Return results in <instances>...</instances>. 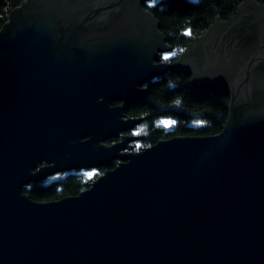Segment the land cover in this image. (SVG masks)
<instances>
[{"label":"water","instance_id":"water-1","mask_svg":"<svg viewBox=\"0 0 264 264\" xmlns=\"http://www.w3.org/2000/svg\"><path fill=\"white\" fill-rule=\"evenodd\" d=\"M146 1L22 0L6 16L0 264H264V5L246 0L169 62ZM170 71L228 94L222 130L132 151L121 133L141 118L123 111ZM100 167L77 195L22 192Z\"/></svg>","mask_w":264,"mask_h":264},{"label":"trees","instance_id":"trees-1","mask_svg":"<svg viewBox=\"0 0 264 264\" xmlns=\"http://www.w3.org/2000/svg\"><path fill=\"white\" fill-rule=\"evenodd\" d=\"M22 0H0V28L9 11ZM246 0H147L143 7L159 21L165 41L172 46L161 60L173 62L191 42L205 33L216 18L229 20ZM264 5V0H254ZM168 54V56H167ZM146 100L133 104L130 114L143 117L144 146L174 136H209L218 134L227 118L228 94L220 87L205 91L190 85V76L170 71L144 85ZM167 120L169 124H161ZM115 163H113V166ZM103 172L89 177L83 171H73L48 177L24 186L22 192L36 202L56 201L77 195Z\"/></svg>","mask_w":264,"mask_h":264},{"label":"flooded vegetation","instance_id":"flooded-vegetation-1","mask_svg":"<svg viewBox=\"0 0 264 264\" xmlns=\"http://www.w3.org/2000/svg\"><path fill=\"white\" fill-rule=\"evenodd\" d=\"M146 88V87H145ZM146 95H147V88H146ZM146 95H145V97H144V99L143 100H141V101H134V102H132L129 106H127L126 108H125V110L123 111V113H124V117L126 118V117H132V118H141V121L138 123V124H135L132 128H130V129H128L127 131H123L121 134L122 135H127V136H133V137H137L136 139H134V140H132V141H130L129 143L132 145V151H140V150H142V149H144V148H146V147H149V146H151V145H149V146H144V145H142V143L144 142V140H145V133H146V131H145V126L142 124L143 123V117H140V116H133V115H130V114H126V113H128V112H130V109L132 108V106H133V104L134 103H136V102H143V101H145L146 100ZM119 140V138H116V139H111V140H108L106 143L107 144H112V143H114V142H116V141H118ZM159 141V140H158ZM155 144V143H154ZM153 145V144H152ZM113 163H118V161H114ZM113 163H112V165L109 167V169H111V168H113ZM100 168H103V172L107 169V168H104V167H100ZM100 168H93V169H88V170H94V174L92 175V176H94V175H96L97 173H98V171H99V169ZM79 171V170H78ZM80 171H87V170H80ZM71 172H73V171H71ZM64 173H69V172H64ZM64 173H61V174H64ZM55 175H57V174H55ZM55 175H53V176H55ZM100 175V174H99ZM98 175V176H99ZM53 176H50V177H53ZM48 178V177H47Z\"/></svg>","mask_w":264,"mask_h":264},{"label":"rangeland","instance_id":"rangeland-1","mask_svg":"<svg viewBox=\"0 0 264 264\" xmlns=\"http://www.w3.org/2000/svg\"><path fill=\"white\" fill-rule=\"evenodd\" d=\"M164 55V54H163ZM165 56V55H164ZM167 56H168V54H167ZM160 123L161 124H164V125H167V124H169V122L167 121V120H162V121H160ZM84 173L86 174V175H88L89 177H91L93 174H94V170H87V171H84Z\"/></svg>","mask_w":264,"mask_h":264},{"label":"bare ground","instance_id":"bare-ground-1","mask_svg":"<svg viewBox=\"0 0 264 264\" xmlns=\"http://www.w3.org/2000/svg\"><path fill=\"white\" fill-rule=\"evenodd\" d=\"M86 170H88V169H86ZM77 171H78V170H77ZM102 173H103V172H102ZM102 173H101V174H102ZM101 174H100V175H101Z\"/></svg>","mask_w":264,"mask_h":264}]
</instances>
